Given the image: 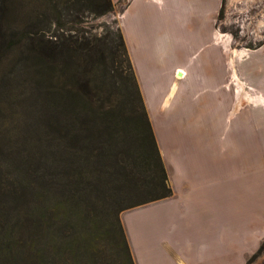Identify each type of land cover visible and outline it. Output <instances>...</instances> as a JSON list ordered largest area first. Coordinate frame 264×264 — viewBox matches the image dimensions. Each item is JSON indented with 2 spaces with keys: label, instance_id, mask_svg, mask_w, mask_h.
I'll return each instance as SVG.
<instances>
[{
  "label": "trees",
  "instance_id": "obj_1",
  "mask_svg": "<svg viewBox=\"0 0 264 264\" xmlns=\"http://www.w3.org/2000/svg\"><path fill=\"white\" fill-rule=\"evenodd\" d=\"M112 8L0 0V48L10 31L28 38L0 79V264H134L119 214L172 195L120 31L74 28Z\"/></svg>",
  "mask_w": 264,
  "mask_h": 264
},
{
  "label": "crops",
  "instance_id": "obj_2",
  "mask_svg": "<svg viewBox=\"0 0 264 264\" xmlns=\"http://www.w3.org/2000/svg\"><path fill=\"white\" fill-rule=\"evenodd\" d=\"M243 1L260 4L255 21L263 34L264 0ZM223 2L128 0L119 12L118 28L172 191L144 206L143 216L124 217L143 207L121 213L134 264H244L264 238V40L250 49L222 41L216 19ZM188 49L194 51L186 60ZM187 65H196L211 88L201 135L195 108L186 102ZM245 173L246 208L236 211L233 201L217 200L214 187L218 180L234 190Z\"/></svg>",
  "mask_w": 264,
  "mask_h": 264
},
{
  "label": "rangeland",
  "instance_id": "obj_3",
  "mask_svg": "<svg viewBox=\"0 0 264 264\" xmlns=\"http://www.w3.org/2000/svg\"><path fill=\"white\" fill-rule=\"evenodd\" d=\"M127 1L128 0H119L118 3L116 4V6L112 8V11L109 14H107L106 16H103V17L96 19V20H89L88 19V20H86L87 22L76 25L74 28H76L77 30L82 31V32L84 31V33L86 32L87 34H92V35L104 34L110 30H112V31H115L116 29L119 30L118 22H117L118 17H119V12L122 10V8L127 3ZM230 1H231V3H230ZM245 3H246V1L244 2L243 0H224L222 9L220 10V12L217 16V19H216L218 32L221 35H223L222 41L228 42L227 44H229V46L231 45L233 47L232 49H234V47H239V46L247 47V49H250L249 47L258 46L264 40V37H263L264 33L262 34L260 32H257L258 27L256 26L257 23L255 21L257 19V16H258V20H260V17H261V15L259 16L257 14L260 11V4L258 5V4L254 3V5L251 6V5H249L250 2H247V4H245ZM112 5H113V3H112ZM30 11H32L31 8H28L25 5H22L20 3V5L16 6L15 11H14V13H15L14 15H16L18 18H21V20H23V18L30 15ZM256 14H257V16H255ZM251 17L254 18V20H252ZM11 32L12 31L8 32L10 34V37H8L4 41V46L8 47V48H4V46L2 48H0V79L3 78V76L6 72L10 73L9 77H12V76L15 77V74L18 72L17 66L19 64H17L16 68L12 71V70H10L9 62L11 59L21 60L22 55L25 52H27L26 42L28 41V38L24 37V35L18 31L14 32L12 34H11ZM228 49H230V47L225 48L224 52L226 53V52L230 51ZM193 51H194L193 49L192 50H190V49L185 50L184 59L188 60V56ZM243 54L244 53L239 52L238 57L239 56L241 57ZM195 56H197V55H195ZM201 58L202 57L195 60L193 62V64L200 62ZM189 64H192V60H189ZM186 67L188 68V69L186 68L187 71H189V74L191 72V76H192V78H189L190 84L187 87L188 96L186 98V102L189 103L188 106L195 108V111H194L195 116L194 117H195L196 121L198 118L200 120L201 131L199 129V133L201 135L203 133V131L204 132L207 131L204 129L208 128L204 122L206 120L208 121V118L206 116H208L209 113L207 111H203L204 110L203 108H205V109L208 108V104H209L208 94L211 91L210 90L211 88L209 85V80H207V79L204 80V78H203L204 73L202 71L196 72V70H195L196 65H187ZM200 78H201V80H200ZM234 84H236L235 81L233 82V88H232L234 98H235L236 97V91H238V88ZM161 85H163V84L161 83ZM138 89H139V87H138ZM158 89H160V92H161L163 90V87H158ZM189 91H190V94H189ZM139 92H140V90H139ZM151 100L154 101L155 98L153 97V99H151ZM142 101H143V99H142ZM175 101L177 102V99ZM143 104H144V102H143ZM0 106L2 108H5L4 104L1 102H0ZM144 108H145V105H144ZM219 121H220L219 122L220 125L222 123V127H223L220 132H223L226 129L225 124H224V119L220 118ZM7 123H8L7 120H1L0 121L1 126L7 125ZM152 132H153V130H152ZM227 132L228 131L226 130L223 133L224 135H221V137L223 139L224 138L227 139V137H228ZM153 135H154V133H153ZM223 139L221 140V142L224 141ZM223 147L228 148L227 145H225ZM237 155H239V154H237ZM251 155H250V158H252ZM238 159H240V157ZM222 161H224L225 163L227 162L226 160H222ZM245 176H246V173H245V175L243 174V178H242V175L239 177L238 182H241L240 186L234 190H231V191L229 189H226L225 185L219 184L218 180H217V185L215 183V187H214V188L217 187V192H216V195L218 194L217 200L222 201V202H225V201L229 202L231 200V201H233V204L236 207L235 208L236 211H240V209H244V207H245L244 203L245 202L241 201V200H242V198H243V200H245L244 197L246 196V189H245L246 186H243L246 183L245 182L246 181ZM242 181H243V183H242ZM236 183H237V180H235V185H236ZM239 193H240V195H239ZM146 205L136 207V208L143 207V208L139 209L138 211H132V212L127 211L128 215H124V217L126 218V217L138 216V215L143 216L145 211H147L144 208V206H146ZM133 209H135V208H133ZM148 212H150V211H148ZM120 215H121V213L119 214V220H120ZM108 221L110 222L109 219L107 220V222ZM99 223H98L99 231H101L105 227V226L102 227V225H106V226L109 225V224H106L104 222V220H102L100 218H99ZM97 238H98L96 240L97 248L101 249V252H103L105 254L107 252H109L113 256V259H114L113 249L115 250V253H116V249L113 245V241H111L109 237L107 238L106 235H101V236H98ZM263 239H262V241H263ZM260 244H259V246H260ZM256 251L246 259L244 264H264V248L258 255L255 256L254 254L256 253ZM99 257L100 258H106V256L103 254H100ZM117 261H119V258H117ZM108 263H109V261L107 262V264ZM109 264H113V262H111Z\"/></svg>",
  "mask_w": 264,
  "mask_h": 264
},
{
  "label": "bare ground",
  "instance_id": "obj_4",
  "mask_svg": "<svg viewBox=\"0 0 264 264\" xmlns=\"http://www.w3.org/2000/svg\"><path fill=\"white\" fill-rule=\"evenodd\" d=\"M177 77L181 78L182 77V73L180 72Z\"/></svg>",
  "mask_w": 264,
  "mask_h": 264
}]
</instances>
